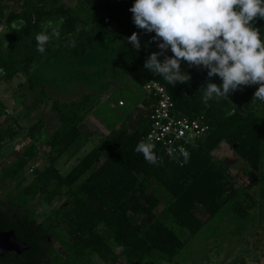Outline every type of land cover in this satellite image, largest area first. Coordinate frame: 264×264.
<instances>
[{
    "label": "trees",
    "instance_id": "16d2710c",
    "mask_svg": "<svg viewBox=\"0 0 264 264\" xmlns=\"http://www.w3.org/2000/svg\"><path fill=\"white\" fill-rule=\"evenodd\" d=\"M43 1L24 0L21 9L5 19L7 29L0 38V71L6 78L22 74L29 81L28 88L36 90L31 77L38 52L35 35L47 19L63 17L59 39L53 37L43 54L61 60L84 58L97 48L98 37L110 36L118 44L111 61L103 67L109 82L116 84L130 77L143 88L149 80H157L172 97L175 113L191 118L202 115L209 130L189 149L187 163H183V158L163 155L156 146L155 153L162 163L150 164L135 151L149 128L146 113H141L137 125L114 126L61 175L55 163L79 146L83 139L79 124L94 108L97 98L88 91L66 100L41 89L29 108L36 109L43 100H50L59 126L46 141L47 165L36 172L14 202H9L17 215L12 216L0 207V231L13 230L20 241L29 245L20 254L5 253L0 264H87L84 257L88 252L105 264H113L117 255L99 233L100 226L123 248V255L131 264H166V258L179 256L186 243L202 229L197 207H202L210 221H215L228 205L239 219H248L251 210L258 206L263 222L264 102L253 99L258 85L255 89L246 86L236 105L229 97L213 99L205 105L200 89L209 82L206 69L189 68L183 63L181 69L185 67L191 79L172 86L144 67L148 55L142 48L134 49L126 39L138 30L129 11L134 0H102L94 10L83 0L71 7L52 3L46 8L38 7ZM255 26L264 35V19L257 18ZM27 35L31 36L32 50L21 58L19 51ZM73 39L75 46H68ZM210 82L220 84L221 80L213 76ZM142 103L148 111L152 99L142 98ZM221 142L238 156L233 170L227 165L222 169L214 166L212 151ZM36 152V145L24 148L2 176L7 179L19 175ZM52 181L56 185L46 190ZM45 190L48 203L65 197L68 204L58 207L54 216L41 223L33 217L18 215L28 200ZM162 202L164 208L156 213ZM54 242L59 243L57 249Z\"/></svg>",
    "mask_w": 264,
    "mask_h": 264
},
{
    "label": "rangeland",
    "instance_id": "374dc122",
    "mask_svg": "<svg viewBox=\"0 0 264 264\" xmlns=\"http://www.w3.org/2000/svg\"><path fill=\"white\" fill-rule=\"evenodd\" d=\"M23 1L0 0V38L7 29L5 22L7 15L21 9ZM51 3L71 7L77 5V0H44L38 7L46 8ZM47 20L58 19L51 17ZM140 32L142 35L145 33ZM154 35L155 33L152 34ZM30 41V35L24 37V46L19 51L21 58L32 50ZM97 43L95 50L80 59L61 60L36 52L31 75L36 84V90L33 92L28 88L27 77L17 74L12 78H6L0 71V207L12 216L17 214L12 212L10 200L14 202L36 172L47 165L46 141L59 126L57 113L50 100H43L36 109L29 108L33 97L41 89H46L51 96L66 100L75 99L88 91L94 92L97 98L94 108L79 124L83 135L79 146L76 150L64 153L55 163L61 175H65L112 127L123 125L133 128L139 122V115L147 112L141 100L144 94L140 86L130 77L116 84L111 83L107 79L108 74L103 70L111 61L118 41L107 36L98 37ZM155 43L152 41L151 48L150 46L146 48L145 44L144 50L158 51ZM170 53L167 51L166 54ZM251 86L256 88V85ZM245 88L246 86L228 95L232 105L237 104ZM29 145L37 146L35 156L28 159L26 167L19 175L5 179L2 176L5 169L21 156L24 148ZM212 155L214 166L217 168L222 169L227 165L232 169L238 164V156L225 142L220 143L212 151ZM262 168L264 171V154ZM55 185L56 181H52L46 190L52 189ZM46 190L38 192L28 200L19 209L18 215L33 217L37 223H41L54 216L58 207L68 204L65 197L48 203L45 199ZM262 201L264 206V199ZM164 206L162 202L155 212L159 213ZM259 213L258 206H255L248 219H239L231 213L228 205L215 221H210L205 210L197 207L196 214L203 222L202 229L186 243L179 256L173 259L166 258V264H264V221L261 222L259 219ZM165 220L171 224L169 219ZM98 231L117 255L113 264H131L124 257L123 248L112 240L107 229L100 226ZM53 247L57 249L59 243L54 242ZM84 261L87 264H105L91 252L85 254Z\"/></svg>",
    "mask_w": 264,
    "mask_h": 264
},
{
    "label": "clouds",
    "instance_id": "9594fccd",
    "mask_svg": "<svg viewBox=\"0 0 264 264\" xmlns=\"http://www.w3.org/2000/svg\"><path fill=\"white\" fill-rule=\"evenodd\" d=\"M129 11L136 28L155 33L150 42L155 41L159 51L151 52L144 62L151 73L175 86L191 79L182 71L183 63L189 68L202 67L209 78L200 89L205 105L213 99H228L230 93L251 85H258L253 99L264 102V35L255 26L257 18L264 19V0H134ZM63 21L60 17L41 25L35 35L38 52L43 54L53 37L59 39ZM13 28L17 26L13 24ZM126 39L134 49L141 48L137 32ZM68 46L74 47L75 40ZM168 50L171 56L166 54ZM213 76L221 83L210 82ZM155 147L149 135L137 143L135 151L150 164L162 163ZM178 151L187 163L190 153L183 146ZM176 152L170 147L169 157L177 159Z\"/></svg>",
    "mask_w": 264,
    "mask_h": 264
},
{
    "label": "built area",
    "instance_id": "2783aa9c",
    "mask_svg": "<svg viewBox=\"0 0 264 264\" xmlns=\"http://www.w3.org/2000/svg\"><path fill=\"white\" fill-rule=\"evenodd\" d=\"M142 89L143 98L152 99L150 109L146 112L149 128L142 140L151 135L163 155L169 156L168 149L176 148L175 156L182 159L178 148L183 146L189 152L197 140L207 133L209 124L202 115L191 118L175 113L172 97L157 80H149Z\"/></svg>",
    "mask_w": 264,
    "mask_h": 264
},
{
    "label": "water",
    "instance_id": "95a60500",
    "mask_svg": "<svg viewBox=\"0 0 264 264\" xmlns=\"http://www.w3.org/2000/svg\"><path fill=\"white\" fill-rule=\"evenodd\" d=\"M28 248L29 245L20 241L13 230L0 231V257L7 252L20 254Z\"/></svg>",
    "mask_w": 264,
    "mask_h": 264
},
{
    "label": "crops",
    "instance_id": "0c3cea01",
    "mask_svg": "<svg viewBox=\"0 0 264 264\" xmlns=\"http://www.w3.org/2000/svg\"><path fill=\"white\" fill-rule=\"evenodd\" d=\"M83 1L89 6L90 9L94 10V9L100 4V2H101L102 0H83ZM140 31H143V30L138 29L136 32H137L138 34L140 33L139 37H140L141 48L144 50V45H145V44H146V45H145L146 48L149 47V46H150L149 48H151V46H152V45H151L152 42H150V41H151L152 34H154V33H143V35H142ZM144 41H145L146 43H145ZM143 43H145V44H143ZM149 43H150V44H149ZM153 44H154V41H153ZM155 44H156V43H155ZM146 50H147V52H146ZM155 51H157V50H155ZM158 51H159V49H158ZM168 51L171 52L170 50H168ZM144 52H145L147 55H150V53H151V52H154V51H153V50H152V51H151V50L149 51V49H145ZM170 55H172V53H170L169 56H170ZM161 58H162V57H159V59H161ZM161 60H162V59H161ZM184 70H185V67L182 69V71H184ZM141 100H142V99H141ZM88 115H89V113H87V114L85 115L84 118H86ZM83 120H84V119H83ZM112 128H113V127H112ZM112 128H111V129H112ZM79 129H80V128H79ZM111 129H110V130H111ZM110 130H109V131H110ZM109 131H108V132H109ZM108 132H107V133H108ZM107 133H106V134H107ZM106 134H105V135H106ZM105 135H104V136H105ZM104 136H103V137H104ZM103 137H102V138H103ZM102 138H101V139H102ZM101 139H100V140H101ZM96 143H97V142H96ZM96 143H95V144H96ZM221 143H222V142H221ZM95 144H94V145H95ZM223 149H224V148H223Z\"/></svg>",
    "mask_w": 264,
    "mask_h": 264
}]
</instances>
